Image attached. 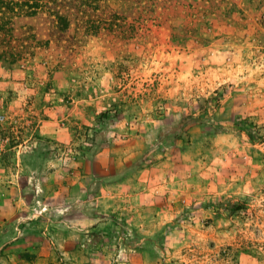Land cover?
I'll use <instances>...</instances> for the list:
<instances>
[{"label": "rangeland", "instance_id": "1", "mask_svg": "<svg viewBox=\"0 0 264 264\" xmlns=\"http://www.w3.org/2000/svg\"><path fill=\"white\" fill-rule=\"evenodd\" d=\"M101 3L0 36V264H264V0Z\"/></svg>", "mask_w": 264, "mask_h": 264}, {"label": "trees", "instance_id": "2", "mask_svg": "<svg viewBox=\"0 0 264 264\" xmlns=\"http://www.w3.org/2000/svg\"><path fill=\"white\" fill-rule=\"evenodd\" d=\"M102 0H0V36H8L14 33L15 18L22 15H37L47 13L48 21L53 29L65 32L76 16L87 30H93L102 24L98 13ZM96 11L97 18H92ZM95 15V16H96ZM8 55L7 51L0 52V56ZM16 59V57H14ZM232 209L239 205L231 204Z\"/></svg>", "mask_w": 264, "mask_h": 264}]
</instances>
